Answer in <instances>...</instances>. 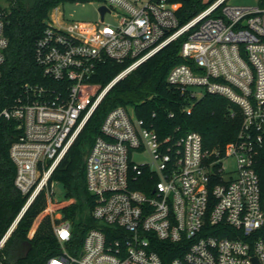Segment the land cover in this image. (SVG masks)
<instances>
[{"label":"built area","instance_id":"obj_1","mask_svg":"<svg viewBox=\"0 0 264 264\" xmlns=\"http://www.w3.org/2000/svg\"><path fill=\"white\" fill-rule=\"evenodd\" d=\"M98 2L108 9L96 23L47 21L35 58L48 82L27 84L0 111L16 123L10 156L27 195L0 237V254L45 191L60 243L45 264H264V0H213L182 24L181 0ZM109 13L116 23L106 21ZM6 14L0 6V80ZM177 40L188 61L173 65L167 82L190 97L215 93L240 106L236 137L207 147L196 130L161 136L129 104L111 108L85 158L95 225L74 241L72 221L53 208L57 166L111 88ZM107 58L126 65L101 86L91 78ZM143 153L150 158L135 161Z\"/></svg>","mask_w":264,"mask_h":264},{"label":"trees","instance_id":"obj_2","mask_svg":"<svg viewBox=\"0 0 264 264\" xmlns=\"http://www.w3.org/2000/svg\"><path fill=\"white\" fill-rule=\"evenodd\" d=\"M64 1L0 0V6L7 4L5 34L9 40L1 66L0 111L23 95L27 84L48 82L36 61L35 46L47 26L45 20H50L51 11ZM181 1L178 17L182 24L213 0ZM180 48L181 40L168 44L120 79L57 166L53 178L63 183L65 197L55 201L53 208L72 221L74 241L80 243L86 230L95 225L91 214L94 196L87 188L85 158L96 136L101 134L102 121L111 108L129 104L135 114L156 128L161 136L177 127L180 131L196 130L207 147L225 146L236 137L242 124L240 106L215 93L190 97L167 82L170 68L188 61L179 55ZM125 65L107 58L99 64L91 81L105 86ZM17 132L14 121L0 116V237L27 199L15 185L16 165L10 156V146ZM46 207V192L40 191L8 239L0 254V264H45L50 256L59 253L60 243L53 231L50 214L34 226Z\"/></svg>","mask_w":264,"mask_h":264},{"label":"rangeland","instance_id":"obj_3","mask_svg":"<svg viewBox=\"0 0 264 264\" xmlns=\"http://www.w3.org/2000/svg\"><path fill=\"white\" fill-rule=\"evenodd\" d=\"M210 2L211 0H203ZM260 0H227L231 4H250L256 5ZM99 2L98 0H66L60 6L51 11L50 20L58 25L67 26L73 23H96L99 20ZM119 17L109 13L106 17L107 22L116 23ZM150 158L148 153L137 154L135 161L141 162ZM225 169L231 170L235 167L234 161L227 160L224 163ZM55 187V198L63 199L65 196V187L62 182L58 181ZM48 213L47 210L43 211L38 219L35 221V227L39 221Z\"/></svg>","mask_w":264,"mask_h":264},{"label":"water","instance_id":"obj_4","mask_svg":"<svg viewBox=\"0 0 264 264\" xmlns=\"http://www.w3.org/2000/svg\"><path fill=\"white\" fill-rule=\"evenodd\" d=\"M3 8H5L6 6H7V4L6 3H2V5H1ZM108 8H107V6H105V5H101L100 7H99V10L101 11V17H103L104 16V12L107 10ZM47 21L48 20H45V22L47 23Z\"/></svg>","mask_w":264,"mask_h":264},{"label":"snow or ice","instance_id":"obj_5","mask_svg":"<svg viewBox=\"0 0 264 264\" xmlns=\"http://www.w3.org/2000/svg\"><path fill=\"white\" fill-rule=\"evenodd\" d=\"M62 235H63V236H67V233H63Z\"/></svg>","mask_w":264,"mask_h":264}]
</instances>
